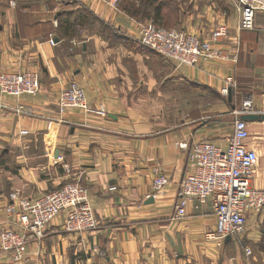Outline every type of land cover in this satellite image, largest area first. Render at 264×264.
<instances>
[{"label":"crops","instance_id":"1","mask_svg":"<svg viewBox=\"0 0 264 264\" xmlns=\"http://www.w3.org/2000/svg\"><path fill=\"white\" fill-rule=\"evenodd\" d=\"M81 7L120 37L100 35L98 25L85 22L60 29L56 16ZM167 11L176 21L167 27L200 39L215 24L226 25L221 44L237 47V63L175 69L140 45L132 35L137 23L107 0H0V72L36 70L40 79L34 97L0 95V210L11 192L38 198L80 181L98 222L93 231L68 233L61 214L13 264H264V207L247 213L244 232L220 248L204 240L215 227L211 200L192 202L183 218L175 217L191 146L206 140L223 148L233 132L234 121L210 119L234 115L246 100L264 112V14L257 13L256 30L237 31L233 0H171L160 22ZM227 78L233 86L223 97ZM72 84L107 117L59 114L58 95ZM250 127L264 136V122ZM248 147L259 163L260 143L250 140ZM258 163L256 189L264 182ZM156 172L170 182L154 196ZM0 264L12 263L0 252Z\"/></svg>","mask_w":264,"mask_h":264},{"label":"built area","instance_id":"2","mask_svg":"<svg viewBox=\"0 0 264 264\" xmlns=\"http://www.w3.org/2000/svg\"><path fill=\"white\" fill-rule=\"evenodd\" d=\"M118 0H107L108 7L117 11ZM239 14L237 31L256 30L257 13L264 14V0H233ZM264 31V28H263ZM229 29L224 24H215L208 38L200 39L183 30L166 29L153 22L137 24L133 37L143 46L150 48L164 59L181 67H196L201 63H237L238 49L225 47L221 41L228 37ZM119 35V31L117 36ZM53 44L52 41H49ZM226 85L220 94L227 97L233 86L232 78L225 79ZM40 90L39 73L36 70L22 72H0V95L19 100L23 96L34 97ZM59 114L78 110L86 115L106 118L103 105H90L85 91L72 84L58 95ZM22 107L18 106L21 113ZM255 112L249 100L242 110L233 114ZM251 135L248 123L234 121L233 132L225 139L222 148L210 141L195 142L187 156L190 172L180 182L177 191L175 217L183 218L186 207L192 202L205 204L213 202L214 230L204 236L206 242H213L217 248L229 237L244 232L246 215L264 207V190L252 187L251 181L258 163L256 150L248 147ZM186 149V144L178 145ZM169 178L156 172L153 179V195L156 196L169 184ZM89 191L80 181H72L58 190L38 198L21 196L11 192L8 203L0 213V252L9 263L24 259V248L30 238L40 240L44 230L59 215L64 214L63 229L68 233H83L96 229L98 222L89 198ZM251 253L245 249V255Z\"/></svg>","mask_w":264,"mask_h":264},{"label":"trees","instance_id":"3","mask_svg":"<svg viewBox=\"0 0 264 264\" xmlns=\"http://www.w3.org/2000/svg\"><path fill=\"white\" fill-rule=\"evenodd\" d=\"M118 1L119 2L117 5V9L126 13L137 24L145 23L147 21H152L156 26L165 28L163 27V25H160L161 24L160 20L162 15L161 12L164 6H166V4L171 2V0H118ZM136 2H138V5H136ZM56 17L58 19L60 29L61 26L64 30H68L69 28L71 29L73 26L82 28L85 22V24L87 23L91 26L98 25L100 29V33H99L100 35H106L108 37L115 36L116 38L120 37V34L117 36L118 32L115 33L114 35V30L110 25H107L99 21L94 15H92L90 11H88L84 7H81L76 11L61 12ZM70 19H73V21L72 22L69 21ZM147 19H151V20H147Z\"/></svg>","mask_w":264,"mask_h":264},{"label":"rangeland","instance_id":"4","mask_svg":"<svg viewBox=\"0 0 264 264\" xmlns=\"http://www.w3.org/2000/svg\"><path fill=\"white\" fill-rule=\"evenodd\" d=\"M136 5H138V2H136ZM147 20H151V19H147ZM147 22H152V21H147ZM175 23H176V21H175V15L174 14L172 15V13L170 11H167V14L165 15V18H164L163 21H161V24L160 25H163V27H165V28L172 29L174 27H167V26H168V24L171 25V24H175ZM176 28H178V27H176ZM177 30H179V29H177ZM209 32L210 31H207V33H209ZM249 132H250V135H251V140L260 143V154H259L258 168L262 172V171H264V136L262 138H261V136H258L259 135L258 134L259 132L255 128H251L250 127L249 128ZM253 179H254V176H253ZM253 179L251 181V185L253 184L252 183L253 182ZM261 180L264 181V177L261 178ZM252 187H254V186L252 185ZM259 187L260 186H258L257 189L264 190V188H263L264 187V182H263L262 187L261 188H259Z\"/></svg>","mask_w":264,"mask_h":264},{"label":"water","instance_id":"5","mask_svg":"<svg viewBox=\"0 0 264 264\" xmlns=\"http://www.w3.org/2000/svg\"><path fill=\"white\" fill-rule=\"evenodd\" d=\"M210 120L245 121L247 123L264 122V113L235 114V115L211 118Z\"/></svg>","mask_w":264,"mask_h":264}]
</instances>
